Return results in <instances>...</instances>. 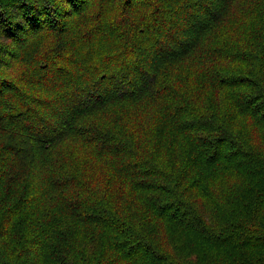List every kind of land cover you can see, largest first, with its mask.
<instances>
[{"label": "trees", "instance_id": "16d2710c", "mask_svg": "<svg viewBox=\"0 0 264 264\" xmlns=\"http://www.w3.org/2000/svg\"><path fill=\"white\" fill-rule=\"evenodd\" d=\"M0 264H264V0H0Z\"/></svg>", "mask_w": 264, "mask_h": 264}]
</instances>
